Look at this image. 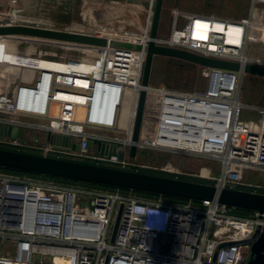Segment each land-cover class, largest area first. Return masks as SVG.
Returning <instances> with one entry per match:
<instances>
[{
  "label": "built area",
  "instance_id": "1",
  "mask_svg": "<svg viewBox=\"0 0 264 264\" xmlns=\"http://www.w3.org/2000/svg\"><path fill=\"white\" fill-rule=\"evenodd\" d=\"M145 10L148 29L152 8ZM259 10L264 12V0H249L246 14L238 17L177 9L175 14L183 16L184 23L160 40L242 65L264 64V58L248 54L253 28L264 29V22L256 20ZM216 22L224 23V28L231 23L240 27L232 42ZM75 48L83 50L82 55L19 49L25 61L3 67L15 81L0 90V124L23 127L26 137L21 141L1 136L0 147L204 178L218 188H264L246 183L241 174L242 167L264 169V132L240 127L243 110L253 107L242 99L243 71L200 65L204 84L199 88L148 87L147 101L150 94L159 95L155 128L151 140L141 137L138 149L151 147L220 164L219 174L211 169L189 172L171 162L148 165L139 162L137 154L129 156L145 52L109 46ZM49 131L70 136L78 149L52 145L45 138ZM91 139L119 143L125 154L101 155L95 144L88 147ZM234 209L216 200L171 201L162 195L142 196L133 190L0 170V264H248L251 243L245 242L221 246L214 260L219 243L245 240L258 224L264 229V212L239 215Z\"/></svg>",
  "mask_w": 264,
  "mask_h": 264
},
{
  "label": "water",
  "instance_id": "2",
  "mask_svg": "<svg viewBox=\"0 0 264 264\" xmlns=\"http://www.w3.org/2000/svg\"><path fill=\"white\" fill-rule=\"evenodd\" d=\"M108 1L86 0L85 2L98 15V20L93 23L94 26H97L96 29L86 31L75 30L69 28L67 25H54L44 20H22L10 16L9 19L0 22V37L26 35L39 37L48 42L69 41L71 43L88 44L91 46L143 50L145 52V59L141 77L142 87L139 90L136 101L132 129L133 142L130 144L128 151L131 158L136 156L138 150L137 142L142 137L148 87L152 84L154 65L158 56L176 58L198 66L220 67L235 71L241 70L245 74L264 77V64L262 63L247 62L242 65L238 61L208 57L162 42L160 40V25L165 0L145 1V4L152 8L147 38H132L129 29L132 14L129 13L127 8L120 10L114 9L111 6L108 7ZM118 1L121 3H125V1L131 3L133 0ZM64 4L69 6L71 0H65ZM4 5L3 0H0V6ZM126 13H128L127 17L129 18L123 23V26L114 22V20L123 21ZM1 136L18 138L23 141L26 137V132L23 127L0 124ZM45 138L52 145L59 148L78 149L79 147V144L72 142L71 137L68 135L56 134L49 131L45 134ZM94 144L101 155L109 156L116 154L119 158H122L125 154L124 148L116 142L97 139L88 141V147L91 148ZM0 166L200 201L206 199L216 200L219 203L264 212V192L242 188H218L212 182L184 179L3 147H0ZM122 210L123 203L119 206L113 224L110 236L111 243L114 242ZM241 242L251 243L248 264H264V229L260 224L256 226L254 233L245 240L219 243L215 249L214 260L221 246Z\"/></svg>",
  "mask_w": 264,
  "mask_h": 264
},
{
  "label": "rangeland",
  "instance_id": "3",
  "mask_svg": "<svg viewBox=\"0 0 264 264\" xmlns=\"http://www.w3.org/2000/svg\"><path fill=\"white\" fill-rule=\"evenodd\" d=\"M11 1L12 0H3V2L6 3L4 6H0V21L9 19V17L16 12L13 11L14 7L11 5L15 4V2ZM22 2L23 3L18 1L19 9L16 12L21 15L19 18L22 20H44L54 25H67L69 28L75 30H90L97 27L94 26L93 23L95 21L94 19L96 17L98 18V15L95 10L93 13L90 11V5L88 3L86 5V0H71V4L69 6L64 4L65 0H23ZM237 7L239 8L237 0H165L160 25V34H162L163 37L167 35L169 36L175 25L180 26L184 23L183 16L175 14V10L177 9L207 14H217L216 10L220 9L227 13L228 17H230L229 15L232 16L233 13L237 11ZM146 8L147 6L145 4L143 7L144 11L142 12L141 10L135 11L132 8L128 9L129 13L132 14V21L131 24H129V29L136 31L135 33L139 36H142L144 33L143 29L147 18ZM206 10L209 11L207 12ZM127 15L128 13H126V17ZM126 17L123 21L114 20V22L123 26V23H125V21L129 18ZM137 18L140 22H138ZM256 20L264 22V12L259 10L256 15ZM261 34H264L263 28H253L248 49V54L250 56L264 58V46L261 44ZM75 46L65 45L64 43L56 41H42L39 43L38 41L35 42L32 40L26 41L15 38L2 39L0 37V52L4 51L3 48H6L3 54L0 53L3 55H0V62L3 64L6 62L7 65L8 59L9 62L11 59L12 64L25 61V57L18 54L19 49L37 50L62 55H82L83 50L75 48ZM13 54H15V56H21V58H11ZM4 58L6 59L3 60ZM32 60L36 63L42 62L38 59ZM176 62V58L158 56L154 65L153 78L151 82L152 85L171 86L175 79L174 71L176 70ZM179 67L180 66H178V69ZM180 69L178 71H181ZM13 73H15V71H13ZM14 76V74L4 73L3 66L0 65V88L7 89L11 82L13 83L15 81L13 78ZM203 84L204 80L201 77H198L193 83L192 88H199L203 86ZM241 95L244 102L253 105V107H246L243 110L240 127L244 130L264 132V109L262 108L264 107V77L244 74L241 79ZM158 99L159 95L157 93H152L148 96L145 113L146 119H144L142 133V139L144 141H149L153 137ZM137 156L139 162L148 165H161L171 162L189 172H199L200 170L206 172V168L212 167L213 173L219 174V162L205 158L189 157L185 154L160 151L151 147H140L137 151ZM245 168L250 169L247 172ZM241 174L246 183L250 185L264 186L263 168L242 167ZM46 260H48V258H46Z\"/></svg>",
  "mask_w": 264,
  "mask_h": 264
},
{
  "label": "trees",
  "instance_id": "4",
  "mask_svg": "<svg viewBox=\"0 0 264 264\" xmlns=\"http://www.w3.org/2000/svg\"><path fill=\"white\" fill-rule=\"evenodd\" d=\"M237 2H238L239 8L237 7V11H235L232 16L229 15L230 17L243 16L247 12L249 0H237ZM206 11L208 12L209 10H206ZM216 13L219 15H223V17H226V16L228 17L227 13L223 12V10L217 9ZM261 35H262L261 44H262V46H264V34H261ZM176 63H177L176 70L174 71L175 79H174L173 83L171 84V86L169 85V87L174 86L172 88H178L179 87V89H192L193 83L195 82L196 78L201 77L200 67L196 64L186 62L183 60H178V59H177ZM178 66H180L179 69L181 68L180 69L181 71H178L179 70ZM0 170L7 172V173H10V174H20V175H27V176H32V177L53 178V179H57V180L68 182V183H81V184H86V185L100 187V188H106V189L120 188L121 190H124V191L133 190L135 193L142 195V196L156 197V196L162 195V194L153 193V192L129 189V188H125V187H118V186L101 184V183H96V182L77 180V179H72V178H66V177L55 176V175H50V174H43V173H38V172L26 171V170H21V169H16V168H11V167H5V166H0ZM138 170L144 171V172L167 175V176H173V175H170L168 173L153 171L150 169H138ZM179 178L196 180V181H203V182H210L207 179L198 178V177L179 176ZM239 188L248 189V190H257L260 192H264V188H261V187L256 188V187L247 186V185H240ZM162 196L165 199L171 200V201L187 202V201L191 200L194 203L200 202V200L181 198V197L170 196V195H162ZM252 211H253L252 209H246V208H240V207H235V209H234V212L236 214H239V215H248Z\"/></svg>",
  "mask_w": 264,
  "mask_h": 264
},
{
  "label": "bare ground",
  "instance_id": "5",
  "mask_svg": "<svg viewBox=\"0 0 264 264\" xmlns=\"http://www.w3.org/2000/svg\"><path fill=\"white\" fill-rule=\"evenodd\" d=\"M15 2V0H12L11 2ZM16 1H18V0H16ZM145 1L146 0H133L131 3H127L126 1H125V3L123 2V3H121L120 1H118V0H109L108 2V7H113L114 9H120V10H122V9H124V8H127V9H129V8H132L133 10H138V11H140L141 10V12L142 11H144L143 10V7H144V5H145ZM10 2V3H11ZM6 3V2H5ZM8 5V4H7ZM11 5H13V7H14V9L13 10H15V8H17V5H15V4H11ZM10 6V5H9ZM90 11L93 13V11L90 9ZM13 15V14H12ZM12 17V16H11ZM16 17V16H15ZM15 17H12V18H15ZM17 18V17H16ZM95 21L94 22H96L97 20H98V18L96 17L95 19H94ZM137 20H138V18H137ZM138 22H140V20H138ZM224 23H222V22H216V28L218 29V30H222L223 28H224ZM239 30H240V27H238V26H236L235 24H233V23H231V24H229V26H226L222 31H219V32H225V34H226V39L227 40H229L228 42H232L233 41V39L236 37V35H238V32H239ZM147 35H148V29L146 28V27H144V34H143V38H147ZM203 36H205V34H203ZM30 37H32V36H26V35H12L11 37H1L2 39H4V38H15V39H22V38H24V39H28V38H30ZM33 38H35V41H38L39 43L40 42H42L43 41V39H41V38H39V37H33ZM56 42H59V43H64L65 45H69V46H73V45H78V46H83V47H85V46H91V45H88V44H80V43H71V42H69V41H56ZM4 49V48H3ZM6 50V48L4 49V51ZM4 51H1L0 53H4ZM2 54H0V55H2ZM3 56V55H2ZM11 58H21V56H15V54H13V56H11ZM6 58H4L3 60H5ZM14 62V61H13ZM11 64H12V61H11V59H10V62H9V59H8V62H7V65H6V62L3 64V63H1L0 62V65L1 66H3V67H5V68H9V66H11Z\"/></svg>",
  "mask_w": 264,
  "mask_h": 264
},
{
  "label": "crops",
  "instance_id": "6",
  "mask_svg": "<svg viewBox=\"0 0 264 264\" xmlns=\"http://www.w3.org/2000/svg\"><path fill=\"white\" fill-rule=\"evenodd\" d=\"M18 1L21 2V3H23V2H22L23 0H18ZM18 1L15 0V5H17V8H15V10H13V11H16V12L18 11V9H19V7H18ZM13 2H14V1H13ZM16 12L13 13L12 17H15V16H16L18 19H20L19 17H20L21 15L18 14V13H16ZM16 17H15V18H16ZM135 32H136V31L130 29V35H131L132 37H139V35L136 34ZM160 36L163 37L162 34H160ZM167 36H168V35H167ZM165 37H166V36H165ZM145 38H146V37H145ZM4 49H5V48H4ZM13 78H14V77H13ZM14 79H15V78H14ZM11 85H12V82H11V84L9 85L8 88H10ZM8 88H7V89H8ZM0 90H1V88H0ZM206 169H207V170H210V169L213 170L212 167H211V168H206ZM245 169H246V171L248 172L250 168H245ZM207 170H206V171H207Z\"/></svg>",
  "mask_w": 264,
  "mask_h": 264
}]
</instances>
